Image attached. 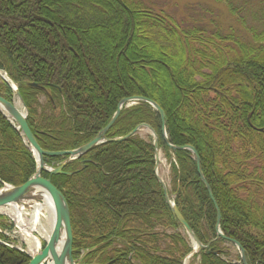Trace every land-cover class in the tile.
<instances>
[{
	"label": "trees",
	"instance_id": "trees-1",
	"mask_svg": "<svg viewBox=\"0 0 264 264\" xmlns=\"http://www.w3.org/2000/svg\"><path fill=\"white\" fill-rule=\"evenodd\" d=\"M212 1L240 24L245 15L258 22L249 42L197 20L177 21L148 0H0V72L9 80L0 78V97L14 103L10 85L18 86L27 125L45 152L90 142L122 99L156 103L169 144L196 151L222 235L240 245L246 264H264V0ZM143 124L169 165L168 196L198 241L220 251L202 250L189 264H242L232 244L216 239L217 212L193 154L168 148L156 111L141 102L123 108L105 137L122 138ZM65 159L43 160L55 167ZM36 168L0 113V189L25 184ZM62 172L41 178L66 201L79 264H183L191 255L156 179L150 135L102 143ZM3 220L0 228L9 231ZM29 262L0 244V264Z\"/></svg>",
	"mask_w": 264,
	"mask_h": 264
},
{
	"label": "water",
	"instance_id": "water-1",
	"mask_svg": "<svg viewBox=\"0 0 264 264\" xmlns=\"http://www.w3.org/2000/svg\"><path fill=\"white\" fill-rule=\"evenodd\" d=\"M0 78L6 83L9 82L6 75L0 76ZM26 86L28 88L45 92V90L42 87L34 83H29ZM10 88L16 96L18 105L15 103H10L5 99H3L2 97H0V113L6 119H8L12 125L15 126V129L17 131L20 132L25 144L28 146L30 152L33 154V157L37 164V168H36V173L25 184L19 187L4 185V187L0 189V209L15 205L17 208H22L24 210H31L33 204H40L42 203V200L44 198H47L50 201L54 212V223L51 229L49 239L44 242L43 248H41L40 246L38 250V254L30 257V262L28 264H49L51 262H56V264H79V260H74L72 258V232H71L69 211L66 201L62 196V194L51 184L50 180L41 178V173L47 172L51 176L63 174L62 170L66 165L74 162L83 155L87 154L94 147L105 142L125 141L128 138L138 134L141 130H146L148 135L152 137V145L154 148V160H155V176L157 181L160 183L162 187L165 202L169 207L172 216L175 218L177 224L185 232V235L191 245L192 248L191 255L197 254L202 250H206L204 252L205 255H214V256L220 255V251H214L213 249L207 250L208 246L204 247L198 241V239L196 238V236L189 228V226L183 219L182 215L174 205L173 201L168 196L166 185L159 178L157 173L159 167V150H158V137L156 133L149 126L143 124L136 127L133 131H131L129 134H127L122 138L107 139L105 137V134L110 130L112 125L115 123L122 109L128 108L129 106L134 105L135 103L138 102L148 104L154 111L157 112L162 124L161 133L163 140L170 150H172L173 152L186 150L193 154L200 180L203 183L208 193V196L210 200L213 202L217 212L216 226H215L216 239L220 238L232 244L236 248V250L239 251L240 260L242 264H246L244 251L241 249L240 245L236 241L226 239L220 231V215L215 205L212 192L200 173L199 157L196 151L189 146L175 147L169 144L164 127L165 114L156 103L141 97H131V98L122 99L117 104L116 111L112 115L107 125L90 142L72 151L45 152L38 146L34 136L32 135L27 125L26 119L28 113L24 105V102L19 94L18 86L11 84ZM44 157H65L66 159L56 167H49L44 163L43 160ZM66 175L70 176L71 174L68 173ZM60 244H61V250L59 254H57L58 246Z\"/></svg>",
	"mask_w": 264,
	"mask_h": 264
},
{
	"label": "rangeland",
	"instance_id": "rangeland-1",
	"mask_svg": "<svg viewBox=\"0 0 264 264\" xmlns=\"http://www.w3.org/2000/svg\"><path fill=\"white\" fill-rule=\"evenodd\" d=\"M153 5L163 8L168 14L173 16L177 21L184 20L185 22H189L191 25L192 20L200 21L202 25L206 26H216L217 29L220 30L221 34L229 35L231 34L233 37L249 42V34L248 30L257 28L258 29V22L255 21L252 17H248L245 15L244 24H240L231 14L228 12L226 7L222 4H218L213 2L212 0H148ZM240 3L239 1L235 2ZM255 10L252 8L248 11ZM245 14V13H244ZM213 21V24L210 23ZM0 76H3V73L0 72ZM40 101L43 102L44 99L40 97ZM14 103L18 105L17 99L14 100ZM141 137H145L148 135L146 130H141L139 132ZM158 176L160 179L167 185L169 183L170 178V169L167 161L164 159L162 152L159 151V167L157 170ZM25 215H29V212H24ZM0 217L3 218L5 223L10 226V230L8 233L6 231L0 230L9 240L5 241L8 243L7 248L9 249H21V251L28 252L27 247L25 246V242L23 238L20 236L16 229H12V226L15 225L14 222L10 221L5 215L0 213ZM29 216H26L27 219ZM29 219V218H28ZM40 222H44V219H41ZM45 224V223H44ZM12 230V231H11ZM11 231V232H10ZM183 233V232H182ZM38 236V234H35ZM43 245V243H42ZM17 248V249H16ZM234 252V251H233ZM190 259L186 262L189 264Z\"/></svg>",
	"mask_w": 264,
	"mask_h": 264
},
{
	"label": "bare ground",
	"instance_id": "bare-ground-1",
	"mask_svg": "<svg viewBox=\"0 0 264 264\" xmlns=\"http://www.w3.org/2000/svg\"><path fill=\"white\" fill-rule=\"evenodd\" d=\"M31 208V214L29 215H25L22 212V208H17L15 205L0 209V213L11 217L19 229L20 236L28 246L29 255L35 256L38 254L40 242L49 239L54 223V212L47 198H44L42 203L38 205L33 204ZM26 216H29V219H26ZM41 219H44V222H40ZM34 233L38 234V236L35 237ZM60 250L61 244L58 246L57 254H59ZM49 264H56V262Z\"/></svg>",
	"mask_w": 264,
	"mask_h": 264
},
{
	"label": "built area",
	"instance_id": "built-area-1",
	"mask_svg": "<svg viewBox=\"0 0 264 264\" xmlns=\"http://www.w3.org/2000/svg\"><path fill=\"white\" fill-rule=\"evenodd\" d=\"M12 222H14L12 219H11ZM14 229H16V231H18L19 233V229L17 228L16 224L14 225Z\"/></svg>",
	"mask_w": 264,
	"mask_h": 264
}]
</instances>
